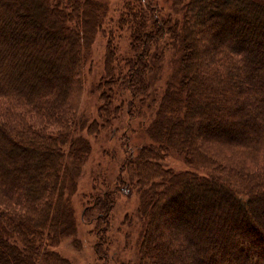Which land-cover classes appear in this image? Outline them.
<instances>
[{"label": "trees", "instance_id": "1", "mask_svg": "<svg viewBox=\"0 0 264 264\" xmlns=\"http://www.w3.org/2000/svg\"><path fill=\"white\" fill-rule=\"evenodd\" d=\"M172 5L175 25L148 1L129 0L120 25H129L131 52L108 43L104 128L124 111V94L130 120L136 99L146 102L161 43L178 41L180 56L177 83L167 82L144 123L149 144L130 154L127 142L116 191L85 208L102 234L96 251L105 258L114 193L136 188L140 264H264V3ZM109 15L106 0H0V106L9 115L0 117V264H70L53 249L76 227L70 197L92 151L76 117L89 52ZM169 153L191 170L166 166Z\"/></svg>", "mask_w": 264, "mask_h": 264}, {"label": "rangeland", "instance_id": "2", "mask_svg": "<svg viewBox=\"0 0 264 264\" xmlns=\"http://www.w3.org/2000/svg\"><path fill=\"white\" fill-rule=\"evenodd\" d=\"M110 4V15L107 24L102 32H98L92 44L88 56V62L83 73V95L81 97L80 108L77 114L78 134L89 140L91 153L81 166L80 175L77 178V188L70 197L75 219V231L72 234L62 236L58 246L53 249L61 257L68 260L70 264H140L139 244L143 231V221L137 210L139 207V195L136 188L131 189V193L116 194L114 209L111 213V229L103 235L107 237L102 245L106 252L105 258H99L96 251L98 240L102 239L97 224L84 216L86 206L95 201L97 195L109 191H116V183L119 177L121 166L126 157L125 144L129 142L132 151L136 154L140 146L149 144V138L145 122H150L155 115L158 106L157 101L162 97L163 90L167 82L177 83V76L174 70L180 56L178 51V41L168 37L165 44L161 43L158 52L160 56L159 66L150 76L151 90L150 96L145 99V103L136 99L137 114L134 119H129L127 105L130 102L128 94H124L120 99L125 101L124 111L119 115V119L113 120L110 127H102V117L100 106L101 89L99 88L105 73V55L110 39L113 45L122 56L130 54V32L129 25L121 27L120 20L125 13V5L129 0H106ZM152 7L159 8L158 16L166 19L170 18L175 25L176 20L181 21V14L172 5V0H146ZM259 1V0H258ZM264 3V0H260ZM169 36V35H168ZM206 41V40H205ZM204 41V42H205ZM114 47V48H115ZM154 49V48H153ZM155 50V49H154ZM173 74V75H172ZM152 99L156 102L152 103ZM119 104L114 101L115 105ZM0 106V117H9L8 111ZM18 112V111H16ZM29 123L37 126V120L32 116H27ZM127 121H131V129H127ZM98 123V133L89 134L88 127ZM52 131H58L57 127H51ZM117 129V130H116ZM163 163L173 168L175 171L191 170L185 162L184 157L177 153H169ZM130 191V190H129ZM14 237L12 243L20 246L22 241L18 234L9 229L8 232ZM36 234H33V239Z\"/></svg>", "mask_w": 264, "mask_h": 264}]
</instances>
